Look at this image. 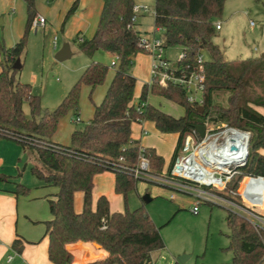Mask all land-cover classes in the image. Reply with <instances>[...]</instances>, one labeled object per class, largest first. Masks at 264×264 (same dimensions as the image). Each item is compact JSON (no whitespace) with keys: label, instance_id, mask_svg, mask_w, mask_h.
Returning a JSON list of instances; mask_svg holds the SVG:
<instances>
[{"label":"trees","instance_id":"1","mask_svg":"<svg viewBox=\"0 0 264 264\" xmlns=\"http://www.w3.org/2000/svg\"><path fill=\"white\" fill-rule=\"evenodd\" d=\"M23 1L28 18L22 37L9 48L0 44L3 56L0 135L16 140L26 152L33 154L40 162L31 168L33 175L44 186L57 188L48 199L51 218L44 221L51 262L71 263L73 254L68 245L87 241L99 244L106 252V256L88 264H152V254L165 247L159 228L143 206L111 212L108 198L100 195L93 207L94 176L111 171L104 166L107 160L124 157L125 164H136L141 151L149 159L153 173L169 171L186 135L192 133L197 124H229L251 132L247 161L229 182L230 188L237 190L246 175L264 177V114L252 106L264 107V55L227 60L219 45L214 43L217 31L214 19L222 15L227 0H155V26L164 30L165 46L181 47L184 54L173 65L175 75L199 72L197 58L202 51H207L210 58L202 64L201 103L190 102L187 90L177 83L161 85L152 81L142 85L137 105L134 103L137 79L129 73V67L135 55L146 52L138 45L141 35L131 21L135 3L134 0H103L94 35L90 39H80L79 47L88 56L104 50L118 55L120 60L103 100L94 104L93 115L85 127L72 132L69 145L55 143L52 136L67 113L78 111L82 86H89L92 96L106 81L109 66L91 62L57 108L43 111L41 98L33 93L31 84L15 78L14 64L26 51L27 35L37 13L35 0ZM75 8L76 4L68 15ZM151 94L182 106L184 113L176 117L150 104ZM26 101L31 112L29 118L24 111ZM142 103H146L145 106L138 109ZM142 121L152 122L161 133L178 134L172 160L166 169L162 155L132 138V124ZM112 172L115 191L126 203L127 194L136 187L138 179L122 170ZM10 180V176L0 173V182ZM30 191V187L17 183V195H28ZM78 191L83 193L80 212L74 209ZM226 222L230 228L228 249L233 253L230 264H261L264 232L232 211H228ZM23 246L18 238L12 244L18 253Z\"/></svg>","mask_w":264,"mask_h":264},{"label":"rangeland","instance_id":"2","mask_svg":"<svg viewBox=\"0 0 264 264\" xmlns=\"http://www.w3.org/2000/svg\"><path fill=\"white\" fill-rule=\"evenodd\" d=\"M231 1L232 3H239V5H247L242 7L246 18L240 22L238 31L229 33L228 38V34H226L228 24L225 23V17H229V10L225 11V2L222 15L214 19L215 22H220L223 25V30L221 32L216 31L215 38L213 37L214 40L219 41L221 49L222 47L226 48L225 53L229 58H232L233 55L229 53L228 49L234 45L238 48L241 47L244 52L242 58H245V60L254 58L252 56L259 55L260 57L264 46L263 0ZM50 3L51 1L48 0H35L36 10L44 12L46 5ZM134 3L135 6H148L145 15L137 18V27L139 26L138 24H141L138 27L140 34L143 35L144 31H152L157 37H164L163 30L155 32V0H134ZM24 5L25 15L27 16V7L25 3ZM16 12L18 13L17 9ZM19 16L20 13L17 14V17ZM51 19L53 20V17L50 16L46 30L43 27H39L36 31L34 26L30 29L26 39V51L20 57L22 68L16 76L20 82L31 84L33 93L41 98L43 111H52L57 108L71 87L78 81L85 67L91 62L98 61L108 65L110 72V76L102 85L97 87L92 96L90 95V89L83 85L78 111H70L61 119L58 129L52 137L58 142L69 145L73 130L83 129L92 115L94 104L101 102L100 92L109 86L111 83L110 79H112L110 77L113 76L117 67L111 64L114 57L110 56L107 51L98 50L95 56L91 58V56L84 54L75 42H72L73 55L69 59L62 62L56 60L55 54L64 43L68 42H64L62 31L58 29L54 22L52 23ZM17 20L21 21V18ZM18 28H22L21 30L24 33L26 23L23 27L21 24L20 26L15 24L9 30L6 29L5 25H0V44L9 48V44H13L12 39ZM55 36L59 44L57 48H54L52 43ZM225 36L227 38L226 43L223 41ZM43 47L45 48L44 50ZM165 53L172 63L180 57V51L176 46L166 47ZM247 54L252 56L247 57ZM202 55L205 60L210 58L207 51H202ZM2 59L3 56L0 54V61ZM132 68L133 65L131 64L129 67L130 74L133 70ZM137 91H140V87ZM197 95L199 98L202 96L200 93ZM150 97H152L151 99L155 106L162 108L173 116L179 117L184 113V109L180 105L157 96ZM24 111L28 118L31 117L27 101L24 102ZM137 128L138 126L135 125L134 129ZM149 133L158 137L159 147L163 152H173V138L176 134H158L153 128H149ZM12 141L17 143L16 140ZM22 158L23 161L19 171L16 169L14 172L9 167L6 170L7 172L10 170L9 172L12 173L1 171L0 173L10 176V181L24 184L32 190L41 191L49 188L45 187L43 182L35 177L31 171L33 166L40 164L39 160L30 158L26 154H23ZM24 167L25 169H23ZM188 185L195 188L192 184ZM193 194L194 191L189 189L181 190L150 180L140 179L137 181L136 187L127 194L126 203L122 196L119 197V202L113 200V207L120 208L121 211L125 210V208L134 210L143 206L159 228L165 247L152 254V264H230L232 262L233 253L228 249L230 228L226 222V215L230 208L224 202L216 200L215 203L202 202L199 212L193 213L191 209L196 201ZM254 209L257 211L263 210L260 207H255ZM183 254L190 255V257L183 263L178 262L177 258ZM261 264H264V260Z\"/></svg>","mask_w":264,"mask_h":264},{"label":"crops","instance_id":"3","mask_svg":"<svg viewBox=\"0 0 264 264\" xmlns=\"http://www.w3.org/2000/svg\"><path fill=\"white\" fill-rule=\"evenodd\" d=\"M22 2L24 1L0 0V25H5L7 30L11 29V27H13L15 24H17L18 26H20L21 24L22 27L24 26V24L27 22L28 13L26 16L25 5H24L25 2L24 3ZM227 2L225 5V11L229 10V17L227 16L225 17V23L228 24L227 27L228 31L226 32V34H228V38H229V33L238 31L240 22L242 20H245L246 14L243 11L242 7H245L247 5H239V3H232L231 0ZM74 4H76L75 10L68 15L69 10L72 8ZM103 4H104L103 0H52L49 5H46L45 7L46 9L44 12H40L39 10H37L36 16L41 15L45 17L46 22L44 25H39L35 27V29L37 31L39 27H43L46 30L49 17L50 16L53 17V20L51 19L52 23L54 22V24L57 25L58 29L62 31V34L64 35V39H65L64 42H68L71 51H73L72 42H75L79 45L80 39L82 38L90 39L94 35L102 12ZM16 9L18 13H20L19 17H17L18 13L16 12ZM143 15H145V11H140L138 13V16H143ZM18 18H21V21H18L17 20ZM217 23L220 22H215L214 20V25H216ZM135 24H136L135 28L138 30V27L141 24H138L139 25L138 27H137V21ZM154 24H155V13H154ZM21 29L22 28H18L12 39L13 44H9V47H12L14 44H16L19 41V39L22 37L23 31ZM160 30L163 29L157 28L155 26V32H159ZM217 30L220 32L223 30V25L221 23H220V29ZM141 36L149 37V38L157 37L156 34L152 31L151 32L144 31V34ZM160 38L165 39V37H160ZM214 38H213L214 43L220 46L219 41L214 40ZM55 39H57L56 36L54 37V40ZM44 40L46 39L44 38ZM54 40L52 41L53 47L54 48L59 47L57 40H56V44H54ZM223 41L224 43L227 42L226 36L224 37ZM176 47L179 49L181 54L182 48L178 46ZM44 49L45 48L43 47V50ZM222 49L227 60H245V58H242L244 52L241 49V47L238 48L234 45L233 47H230L228 49L229 53H232L233 55L232 58L226 56L225 53L226 48L222 47ZM96 52L93 54V56H95ZM108 54L114 57L112 62L115 61L116 55L110 52H108ZM247 55H248L247 57L252 56L250 54ZM261 55H264V46ZM93 56H91V58ZM252 57L258 58L259 55ZM177 60L175 62H177ZM152 63H153L152 56L148 53H138L132 58L131 64L133 65L132 68L133 70L131 71V74L135 76L137 79V84L135 89V99H134V103L136 105L139 103V94L142 85L144 83H149L152 79V74H151ZM117 65H115V67H117ZM21 68H22V64L20 59V68H16L17 72L15 73V78L19 82L20 80L17 79L16 76ZM2 70L3 67L0 61V73L2 72ZM109 73L110 72H108L107 78L110 76ZM114 75L115 73L110 78L113 79ZM112 79L110 80L112 81ZM87 87L90 89L89 86ZM108 87L109 86H107V88L102 89V91L100 92L99 96L101 97V101L103 100ZM139 87H140V91H137ZM150 96H156V95L151 94ZM151 98L152 97H150L149 99L150 102L149 101L148 102L150 104H153ZM255 109L258 112L264 114V107L256 106ZM93 110H94V106L92 109V115H93ZM91 117L89 118V120L91 119ZM135 125L138 126L137 129H134ZM149 128H153V130L158 134L159 133L164 134L159 132L152 122L142 121V122H134L132 124V138L138 141L140 145L144 147H152L156 150L157 154L162 155L166 161V165H165V169H166L172 160L174 149L178 140V134L169 133V134H176V136L173 138V143H174L173 152L170 151L166 153L163 152L159 147L158 137H155L153 134L149 133ZM12 140L14 139L0 135V171L4 173H8L10 171L8 170L7 172L6 170L9 167L13 169L14 172L16 169L19 171L21 162L23 161L22 158L23 154H26L30 158H36L33 154L26 152L20 143L18 142L15 143ZM52 141H54L55 143L63 144L61 142L54 140L53 137H52ZM262 152L264 153V151ZM25 167L23 169H25ZM17 183L18 182L16 181L0 182V264H54L53 262L50 261L48 257L49 240H48V236L45 235L46 227L44 221L51 218L48 199H49V195L57 192V188L52 186H45L51 189L47 188L44 190L42 189L41 191H37L36 189L34 190L31 189L28 195H17L15 193L17 188ZM98 185H100V187H98ZM100 195H105L108 198L110 202L111 212L124 211V210L121 211L120 208L113 207V200L119 202L120 201L119 197L122 195L118 194L115 191V174L112 171L109 172L104 171L101 172V174L98 173L94 176V186L92 191L93 207H95L97 199ZM122 198L124 200L123 196ZM82 206H83V193L78 191L75 193V197H74V209L77 212H80L82 210ZM258 207L264 210V198L262 204ZM263 210L259 211V213L262 215H264ZM17 238L21 239L24 245L21 253L16 252L12 248V244ZM68 249L73 254V260L69 264H88L90 261L106 256L105 250L95 242L77 241L69 244ZM9 256H13L11 261H8Z\"/></svg>","mask_w":264,"mask_h":264},{"label":"built area","instance_id":"4","mask_svg":"<svg viewBox=\"0 0 264 264\" xmlns=\"http://www.w3.org/2000/svg\"><path fill=\"white\" fill-rule=\"evenodd\" d=\"M147 10L148 6L134 5L132 23H136L140 11ZM45 22V17L37 15L32 25L37 27L44 25ZM215 27L220 29V23H217ZM138 45L153 59L152 79L149 83L152 81H157L161 85H166L168 82L177 83L187 90L190 102L201 103L202 97L199 98L197 94H202L204 88L202 64L205 59L202 54L197 58L199 72L176 76L174 63L165 53V39L141 36ZM183 56L184 54L181 53L178 59ZM119 60V56L116 55L112 65H117ZM145 104H140L138 109ZM204 125L206 126L204 137L201 138L196 129L186 135L183 147L169 171L153 173L149 159L143 151L134 165L125 164L124 157H119L115 161H105L104 166L111 171L122 170L138 180L145 179L181 190L194 191L196 201L191 209L193 213L199 212L202 202L222 201L228 205L230 211L243 216L258 231L264 232V215L254 209L263 202L264 177L246 175L240 181L237 190L229 187V182L247 161L251 132L229 124L212 125L206 122ZM188 184H192L195 188ZM12 258L13 256H9L8 261Z\"/></svg>","mask_w":264,"mask_h":264},{"label":"water","instance_id":"5","mask_svg":"<svg viewBox=\"0 0 264 264\" xmlns=\"http://www.w3.org/2000/svg\"><path fill=\"white\" fill-rule=\"evenodd\" d=\"M72 56V51H71V48H70V45L69 43H64L62 45V47L57 51V53L55 54V58L56 60L62 62V61H65L67 59H69L70 57ZM14 68H20V59H17L15 64H14ZM195 129L198 133V135L202 138L204 137L205 135V132H206V126L204 124H197L195 126ZM188 257H190V255H180L178 258H177V261L178 262H181L183 263Z\"/></svg>","mask_w":264,"mask_h":264}]
</instances>
